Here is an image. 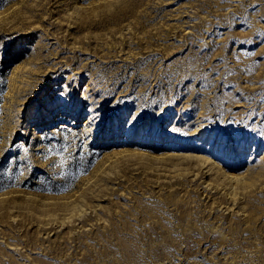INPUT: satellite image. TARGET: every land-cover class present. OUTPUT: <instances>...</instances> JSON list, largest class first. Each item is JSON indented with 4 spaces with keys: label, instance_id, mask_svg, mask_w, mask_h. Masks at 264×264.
<instances>
[{
    "label": "rangeland",
    "instance_id": "374dc122",
    "mask_svg": "<svg viewBox=\"0 0 264 264\" xmlns=\"http://www.w3.org/2000/svg\"><path fill=\"white\" fill-rule=\"evenodd\" d=\"M0 264H264V0H0Z\"/></svg>",
    "mask_w": 264,
    "mask_h": 264
},
{
    "label": "bare ground",
    "instance_id": "6f19581e",
    "mask_svg": "<svg viewBox=\"0 0 264 264\" xmlns=\"http://www.w3.org/2000/svg\"><path fill=\"white\" fill-rule=\"evenodd\" d=\"M45 117V116H44ZM50 117V116H49Z\"/></svg>",
    "mask_w": 264,
    "mask_h": 264
}]
</instances>
